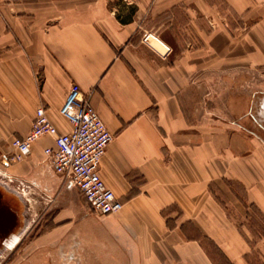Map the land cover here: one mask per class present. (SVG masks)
Here are the masks:
<instances>
[{
    "label": "crops",
    "instance_id": "0c3cea01",
    "mask_svg": "<svg viewBox=\"0 0 264 264\" xmlns=\"http://www.w3.org/2000/svg\"><path fill=\"white\" fill-rule=\"evenodd\" d=\"M110 1L0 0V171L59 201L0 239V264H264V143L232 97L264 71V0ZM73 82L113 135L111 214L54 172L48 135L6 162L37 107L71 129Z\"/></svg>",
    "mask_w": 264,
    "mask_h": 264
},
{
    "label": "built area",
    "instance_id": "2783aa9c",
    "mask_svg": "<svg viewBox=\"0 0 264 264\" xmlns=\"http://www.w3.org/2000/svg\"><path fill=\"white\" fill-rule=\"evenodd\" d=\"M150 38L154 39L150 33H145L142 41L150 45ZM59 114L71 124L68 132H59L45 109L37 107L30 130L23 137L11 140L13 151L6 162L24 159L30 153L31 144L48 135L53 139V147H46L44 153L49 157L54 172L64 182L76 187L97 214L117 212L123 203L99 175L101 158L113 135L74 82L59 108Z\"/></svg>",
    "mask_w": 264,
    "mask_h": 264
},
{
    "label": "rangeland",
    "instance_id": "374dc122",
    "mask_svg": "<svg viewBox=\"0 0 264 264\" xmlns=\"http://www.w3.org/2000/svg\"><path fill=\"white\" fill-rule=\"evenodd\" d=\"M110 2L117 4L119 0H112ZM261 73H262L261 76L258 75V77L253 78L252 80H249L248 85L245 84V86L243 87H240V86L232 87V92L234 94L232 97L233 99H235V97L242 98L244 102L243 104L245 107L244 109L248 111V114L246 117L239 119L237 121H239L241 125L246 127L247 130H249V132H247L249 135L252 136L253 133L255 132L260 137V139H262L264 143V116L261 114V105H263V102H264V71ZM217 91L219 90L217 89ZM232 106L234 107L233 114L241 115L245 113L244 109H243V112L236 110L235 102H233ZM262 113H263V110H262ZM1 174L2 172L0 171V177H1ZM13 182L15 183L14 187H17V185L23 184V182L20 180H13ZM28 185H29V189L25 188L26 189L25 192L29 193V198L27 201H25L26 223H30V221L34 218L33 217L34 214H37L38 210L59 207L58 205L59 201L49 202L48 197L42 196L40 194L41 192H43L42 191L43 189L41 187L37 188L33 186L31 183ZM52 192L55 193V192H58V190H54ZM33 197L36 200L33 199ZM80 198L82 199L81 196ZM258 222H259V219H258ZM261 226L264 228V222L261 223Z\"/></svg>",
    "mask_w": 264,
    "mask_h": 264
},
{
    "label": "water",
    "instance_id": "95a60500",
    "mask_svg": "<svg viewBox=\"0 0 264 264\" xmlns=\"http://www.w3.org/2000/svg\"><path fill=\"white\" fill-rule=\"evenodd\" d=\"M25 201L27 199L24 193L22 194V190H17L10 185L6 176L1 174L0 239L5 238L10 232L15 231L19 227L22 228L27 224Z\"/></svg>",
    "mask_w": 264,
    "mask_h": 264
},
{
    "label": "flooded vegetation",
    "instance_id": "af4514ba",
    "mask_svg": "<svg viewBox=\"0 0 264 264\" xmlns=\"http://www.w3.org/2000/svg\"><path fill=\"white\" fill-rule=\"evenodd\" d=\"M262 110H263V113H262ZM261 114L264 116V102H263V107H262V105H261ZM252 119H254V118H252ZM256 120V119H255Z\"/></svg>",
    "mask_w": 264,
    "mask_h": 264
}]
</instances>
